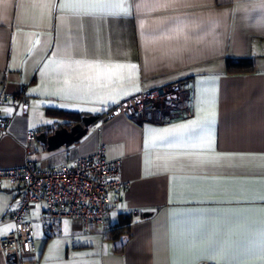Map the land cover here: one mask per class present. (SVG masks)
<instances>
[{
  "label": "crops",
  "instance_id": "0c3cea01",
  "mask_svg": "<svg viewBox=\"0 0 264 264\" xmlns=\"http://www.w3.org/2000/svg\"><path fill=\"white\" fill-rule=\"evenodd\" d=\"M46 2L0 0V94H24L28 106L27 114L11 100L2 107L11 122L0 137V167L27 159L43 167L70 164L104 145L108 159L120 160L127 181L123 190L112 193L118 204L112 225L128 220L130 232L111 238L112 225L88 227L82 218L66 217L48 234L43 208L37 206L30 214L35 264H264V0H180L172 7L159 6L167 0H128V14L70 20H62L57 9L47 14L33 7ZM69 57L135 64L137 70L131 80L125 73L124 80L91 93L85 87L71 98L53 95L61 85L50 61ZM229 58H249L254 68L230 72ZM176 83L183 95L171 109L159 107L144 118L118 114L102 120L123 99ZM109 94L115 100L107 99ZM101 96L106 102H100ZM212 101L211 148L171 146L186 145L190 137L150 142L154 132L202 116L201 109ZM60 111L99 118L70 146L49 150L37 138L35 153L27 157L26 130L50 133L70 120ZM184 152L199 156L186 158L180 155ZM19 195L10 185L0 186L2 234L15 227ZM194 225L201 226L203 236L189 233ZM210 243L223 247L224 255L205 257ZM0 264H9L1 251Z\"/></svg>",
  "mask_w": 264,
  "mask_h": 264
},
{
  "label": "built area",
  "instance_id": "2783aa9c",
  "mask_svg": "<svg viewBox=\"0 0 264 264\" xmlns=\"http://www.w3.org/2000/svg\"><path fill=\"white\" fill-rule=\"evenodd\" d=\"M180 85H166L131 95L110 109L102 120L118 114L144 118L158 104L181 96ZM24 94H0V137L8 132L11 118L2 112L3 105L11 100L16 109L28 113ZM38 130L28 128L24 140L26 156L35 153ZM63 152H68L65 148ZM10 185L20 195L13 211L15 227L9 232H0V251L6 255L9 264H25L33 259L37 251L34 222L30 216L33 208L41 206L44 224L48 234H53L62 218L79 217L89 227L100 225L108 229L118 204L113 192L123 190L127 181L121 174V162L108 159L105 147L101 145L90 154L78 156L70 164L43 167L31 159L15 166L0 167V186Z\"/></svg>",
  "mask_w": 264,
  "mask_h": 264
},
{
  "label": "snow or ice",
  "instance_id": "6c2138e0",
  "mask_svg": "<svg viewBox=\"0 0 264 264\" xmlns=\"http://www.w3.org/2000/svg\"><path fill=\"white\" fill-rule=\"evenodd\" d=\"M180 0H167L166 3L159 5L160 7H172L179 3ZM264 6V5H262ZM33 7H39L44 10L45 13L50 14L52 9H57L64 15L62 20L76 19L80 17H90L96 15H117L128 14L129 5L128 0H60L57 4L53 0H47L43 4H33ZM39 41H37L38 43ZM52 66V72L54 73L57 82L61 85L53 95H62L71 98L74 93H84L85 87L87 92L91 93L94 87L106 88L109 83H115L116 81H122L125 79V73L127 78L132 79V74L137 70L135 64H121V63H103L101 61H86V60H74L70 57L67 59H59L50 61ZM47 67V66H46ZM136 91H139L137 86ZM33 91H38L34 89ZM115 91V89H113ZM127 94V93H125ZM107 99L115 100V96L109 94ZM100 102H106V98L99 97ZM95 110V109H91ZM7 112H11V109H6ZM202 116L198 115V118L188 123L180 124L168 129H162L154 132L150 142L165 141L169 137H190L191 142L188 144L177 143L171 145L174 147L187 146L190 148H211L214 141L211 131L208 129V125L214 123L216 118L215 103L214 101L207 103V107L201 109ZM183 157L199 156L198 153L184 152ZM177 156H170L167 159L175 160ZM201 163H209L208 160H201ZM264 183V181H261ZM261 199L264 200V195H261ZM262 217H264V208L261 210ZM67 223V222H65ZM190 225L193 223L188 222ZM262 230L261 235L264 236V218L261 221ZM190 234L199 233L204 235L200 225H194L189 229ZM205 257H217L224 255V248L217 243H210L204 251ZM260 256L264 259V246L260 249ZM173 264H181V262L173 261ZM183 264H195L194 261L183 262ZM219 264V262H218ZM223 264H245L241 260H226Z\"/></svg>",
  "mask_w": 264,
  "mask_h": 264
},
{
  "label": "water",
  "instance_id": "95a60500",
  "mask_svg": "<svg viewBox=\"0 0 264 264\" xmlns=\"http://www.w3.org/2000/svg\"><path fill=\"white\" fill-rule=\"evenodd\" d=\"M96 114L84 115L81 121L71 125L63 124L49 133L41 131L37 138L48 145L49 150L60 148L63 145L70 146L87 134L89 126L98 120Z\"/></svg>",
  "mask_w": 264,
  "mask_h": 264
},
{
  "label": "trees",
  "instance_id": "16d2710c",
  "mask_svg": "<svg viewBox=\"0 0 264 264\" xmlns=\"http://www.w3.org/2000/svg\"><path fill=\"white\" fill-rule=\"evenodd\" d=\"M253 68H254V63L249 58H238V59L229 58L228 62H227V70L230 72L248 71V70H252ZM60 112H62V114L66 115L70 118V120L67 123H64L67 125H71L75 122L81 121L82 117L84 116L82 113L75 112V111H60ZM129 226H130V222L128 220H126V222H124L120 225L114 224L110 227L109 236L111 238H115L116 235L121 233V232L129 233L130 232Z\"/></svg>",
  "mask_w": 264,
  "mask_h": 264
},
{
  "label": "rangeland",
  "instance_id": "374dc122",
  "mask_svg": "<svg viewBox=\"0 0 264 264\" xmlns=\"http://www.w3.org/2000/svg\"><path fill=\"white\" fill-rule=\"evenodd\" d=\"M178 92H180V94H181V96L180 97H178V98H174V99H171V100H167L166 102H161V103H159L158 104V106L159 107H161V111L163 112H165L166 110H169V109H171L173 106H176V105H178L179 104V102L181 101V99H182V95H183V91H178ZM153 110H155V109H153ZM152 110V111H153ZM156 110H158V109H156ZM156 110H155V112H156Z\"/></svg>",
  "mask_w": 264,
  "mask_h": 264
},
{
  "label": "flooded vegetation",
  "instance_id": "af4514ba",
  "mask_svg": "<svg viewBox=\"0 0 264 264\" xmlns=\"http://www.w3.org/2000/svg\"><path fill=\"white\" fill-rule=\"evenodd\" d=\"M159 108V107H158Z\"/></svg>",
  "mask_w": 264,
  "mask_h": 264
}]
</instances>
